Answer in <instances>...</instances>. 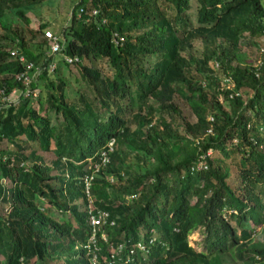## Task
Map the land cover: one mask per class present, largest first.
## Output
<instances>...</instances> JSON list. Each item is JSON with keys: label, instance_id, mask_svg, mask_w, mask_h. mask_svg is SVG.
Listing matches in <instances>:
<instances>
[{"label": "trees", "instance_id": "obj_1", "mask_svg": "<svg viewBox=\"0 0 264 264\" xmlns=\"http://www.w3.org/2000/svg\"><path fill=\"white\" fill-rule=\"evenodd\" d=\"M44 1L0 0V89L10 95L22 88L15 75L26 63L39 67L30 72H38L30 84L38 108L22 94L16 104L0 101V264H91L84 248L90 199L113 221L104 227L105 239L96 237L97 264L119 245L122 256L113 264H220L231 251L264 264V246H247L255 227L264 226V54L255 66L239 51L242 39L264 45V0H79L56 35V54L77 57L62 61L78 67L86 88L76 99L68 98L50 54L46 24L27 38L23 29L2 23L10 11L29 25L27 12ZM79 7L99 12L86 23L75 17ZM114 32L122 45L111 42ZM195 40L201 53L186 54ZM224 76L238 95L229 96L234 91L225 88ZM131 89L135 128L121 103ZM243 91L251 94L243 97ZM175 95L195 123L181 117ZM102 110L106 119L98 115ZM52 112L62 115L60 126ZM111 138L114 151L94 174L88 196L83 177L93 173L89 165ZM50 151L54 158L46 162L43 153ZM203 155L206 167L192 171ZM196 230L203 234L201 251L188 241ZM138 242L147 243L148 252L129 254Z\"/></svg>", "mask_w": 264, "mask_h": 264}, {"label": "rangeland", "instance_id": "obj_2", "mask_svg": "<svg viewBox=\"0 0 264 264\" xmlns=\"http://www.w3.org/2000/svg\"><path fill=\"white\" fill-rule=\"evenodd\" d=\"M79 0H46L43 3L32 7L28 12L27 15L30 19L29 25L25 26L23 21L17 19L15 15H13L10 11H5L4 16L2 18V23L6 27H19L23 29L26 37H29L28 31L30 29L36 30L40 23H45L46 27L43 29L44 35L47 30L51 31L55 35L59 36L61 33V29L65 24L67 23L69 17L71 16L72 8ZM194 11V10H192ZM191 19L192 21H195V13H191ZM195 23V22H194ZM42 36L41 34H38V38ZM260 47H264V45H261ZM202 49V45L200 41L195 40L193 41V47L190 50H187L185 53L191 52L193 54H200ZM240 53H242L245 56V59L250 60L253 64H256L257 59L259 57V47L250 46L246 43L244 39H242L240 44ZM54 56V62L56 63L57 67L61 69V75L65 78L67 83V96L70 99H76L80 92L82 91L84 93V90L86 89L84 86V83L80 77V73L78 70V67L74 65L66 66L63 64V57L62 54H55ZM155 61V57H150L149 62L152 64ZM148 62V63H149ZM95 64L99 67H101L105 72L111 73V71H108L109 66L105 60L102 59H96ZM87 94V97L90 101H93V95L91 91L85 92ZM251 94L250 91H243V97H247ZM33 104L35 105V108L39 107L38 100L31 99ZM175 104L180 108L182 111L181 117L184 118L188 123H195L196 117L191 112L190 108L185 104L184 100L180 98L179 96L175 95L174 97ZM122 106L124 113L129 118V123L131 120V116L136 111V103H135V97L133 89H131V93L129 97L124 98L122 101ZM95 104L99 106V103L95 101ZM42 113H45L42 110ZM99 117L101 119H106L108 115L107 110H102L98 113ZM51 121L55 125H61V122L63 121V117L61 114H54L52 112ZM132 128H135L136 124L134 121L131 120L130 123ZM181 129V128H180ZM180 133H184V130L181 129ZM44 159L46 162H50L52 158H54L53 152H44ZM237 159L232 158L228 160V163L230 165L231 170V179L230 182L233 185L237 184V178H236V166ZM5 203L1 201V206H4ZM51 215H54L56 218H60L62 213L58 210L52 209ZM202 231L196 230L193 231L188 237L189 244L195 247L198 251L203 250V241H202ZM247 246H253V247H262L264 246V226L262 227H255L254 233L252 234V238L250 240V243L247 244ZM64 258L61 259V262H63ZM220 264H257L253 263L252 261L248 260L246 257L244 259H238L234 253V251H231L230 254H223L219 257ZM50 264V261L47 262Z\"/></svg>", "mask_w": 264, "mask_h": 264}, {"label": "built area", "instance_id": "obj_3", "mask_svg": "<svg viewBox=\"0 0 264 264\" xmlns=\"http://www.w3.org/2000/svg\"><path fill=\"white\" fill-rule=\"evenodd\" d=\"M98 9L92 8L91 10H85L83 7H79L78 10H76L75 17L83 19L86 23H89L92 21L93 18H95L98 15ZM72 16V12H71ZM70 16V17H71ZM106 20L103 18L101 20V23H105ZM45 35L52 40L51 46H50V54H56L59 50V45H58V39L57 36L52 33L51 31L47 30L45 32ZM123 36L118 34L117 32H114L111 36V42L115 44L116 46L122 45L123 43ZM258 54H264V47L259 48V53ZM11 55L16 57L20 62L24 63L25 58L23 55L19 54L17 51H12ZM63 59L67 62H73L77 61V57H68L64 56ZM261 64V59L258 58L255 66H258ZM26 68L24 71H21L20 73L15 75V80L21 83L22 88H14L12 89L10 95L5 93L4 89H0V101L1 102H7V103H18V97L22 94L24 97H30V98H36L38 96V91L35 89H31L30 84L32 80L34 79L35 75L38 72H35L34 74H30L33 68L36 69V71H39V67H35L33 62H28L25 64ZM55 67L54 63H51L49 65V70L52 71ZM218 67V64H215V68ZM223 85L227 89H232L234 87V84L232 82V79L230 77H223ZM234 91V90H233ZM235 95H238L237 92L234 91V93H231L229 96L233 97ZM209 121L213 120V116H209L208 118ZM208 133H211V129L209 128L207 130ZM114 143L115 139L111 138L105 147L97 154V160L92 162L89 167L92 170V174H87L83 177V183L85 186V192L89 196L90 193V186H91V181L93 179V176L98 170H100L102 167H105L109 161H110V154L114 151ZM211 151H208L206 155H209ZM205 155L201 156L198 159V162L191 167V170H198L201 168H205V162L203 160ZM2 183H5L6 180L2 179ZM5 211L7 210V207L4 208ZM0 210H1V200H0ZM87 213H88V218H89V227H90V234L88 238V242L84 245V248L87 249V252L90 253V263L91 264H97L98 263V258L96 256L97 251L99 250L98 245L96 244V237L98 233L101 235L103 239H105L104 235V227L105 225L109 224L112 225L113 221L108 220V214L104 211L98 210L95 208L94 205H92L91 199L89 201V204L87 205ZM154 239L149 240V245L153 243ZM145 242H138L135 245V249H132L129 254L134 253L137 250H140L144 253H147L149 250V246ZM122 246L119 245L117 248L111 247L109 252V258L104 259V264H113L116 259H120L122 255H120ZM132 257H128L125 259V262H128L131 260ZM107 262V263H106Z\"/></svg>", "mask_w": 264, "mask_h": 264}]
</instances>
